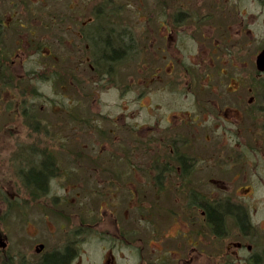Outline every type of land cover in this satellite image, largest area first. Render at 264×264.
<instances>
[{"label": "flooded vegetation", "instance_id": "1", "mask_svg": "<svg viewBox=\"0 0 264 264\" xmlns=\"http://www.w3.org/2000/svg\"><path fill=\"white\" fill-rule=\"evenodd\" d=\"M54 1L62 3L65 0H12L9 2L14 9L0 16V100H6L5 95L9 99L5 106H0V113L6 108L11 109L12 105L9 113L14 115V123H17L18 112L24 117L23 124L33 130L42 127L52 142L65 144V127L61 124L59 131L53 133L56 125L51 122L54 114L62 113L70 124L68 130L78 132L76 141L80 146L92 139L91 142L94 140L102 149L95 154L59 156L37 143L22 150L17 156L20 162L17 175L29 193L46 195L56 179V184H64L60 187H65V192L72 190L74 194H80L75 191L80 183L73 182L72 178L87 172L89 177H94L100 193L97 196L102 198L99 210L104 208L112 214L118 204L105 197H113L116 188L120 187L127 193L140 176L145 178L141 181L145 186L159 193L168 185L182 191L189 187L191 194L197 187L188 179L195 181L193 178L199 173L209 178L210 192L218 189L224 192L228 188L226 178L242 177L246 181L250 177L261 179L264 176V70L257 59L264 49L260 41L254 39L252 29L245 31L243 26H234V23L238 24L234 19L227 24L223 19V23L216 22L212 15L206 27L190 26L186 25L188 22L180 24L185 20L166 16L165 12L161 14L163 21H157L154 26L148 10L145 13L148 15L138 18L142 25L130 22L125 26L114 19L118 11L111 3L100 9L101 0L92 10L83 9L78 0H66L65 14L56 18L52 7ZM180 14L185 17L182 12ZM248 34L259 44L248 41L247 45L254 47L249 60H245V35ZM114 51L119 54L115 56ZM86 81L91 84L79 103L77 101L81 106L79 111L73 110L74 106L68 101L67 105L58 108L53 105L57 100L49 94L52 88L56 92L59 90L62 97L69 91L73 93V87L81 94L84 90L81 84ZM110 90L127 96L125 106L123 102L119 104L121 110L118 113L106 109L107 104L98 94ZM87 95L95 97L92 100L94 106L84 104ZM44 101L46 106L37 105ZM28 110L41 114L38 123V118L30 115ZM46 113L50 117L45 116ZM33 141L30 140V144ZM43 162L48 163L51 170L46 188L40 190L27 184L23 176L31 170L37 171ZM100 173L107 175V179ZM120 177L126 180L118 182ZM244 183L239 190L250 197L254 186ZM144 188L140 186L137 190ZM137 190L130 192L134 202L126 200L124 206L130 211L141 207L145 221L149 222L153 214L150 209L155 206H151L150 201L145 207L143 203L138 205L134 198L139 194L135 193ZM202 203L193 199L186 204L190 210L194 209L186 221L188 227L185 230L190 232L182 231L183 235L177 232L173 236L188 237L187 241L180 238L183 244L178 239L185 255L180 252L179 256H170L169 260L160 255L153 263H194L192 254L197 243L193 237H201L195 232V209L199 207L207 227L206 237L222 239L232 234L237 237L236 241L227 243L226 255L230 253L240 264H264V243L260 242L264 227L262 221L255 222L256 204H234L224 196L216 200L212 196ZM71 205H79L86 211L84 217L91 221L98 216L83 202L73 201ZM160 206L156 205L153 215L157 216L158 222L164 219L169 224L176 219L180 221L178 215L173 218L174 212L169 209L172 207ZM230 206L240 218L230 211ZM210 209L222 216L220 231L215 230L208 218ZM59 229H63V224ZM49 232L54 237L57 230L49 229ZM80 232L72 231L69 235L65 230L62 235L65 238L57 241L55 247L49 244V248L46 239L29 237V244L33 238L32 251L16 250L11 257L15 258L14 264H46V259L54 254H68L57 264H72L76 254L80 257L83 251L73 250L66 237H84ZM19 238L17 241L23 242L24 238ZM0 240H4L1 235ZM6 246L5 242L0 248L3 262ZM238 252L247 255L240 258ZM105 254L110 258L112 251L107 250ZM149 257L143 256L146 260ZM102 261L109 263L106 259Z\"/></svg>", "mask_w": 264, "mask_h": 264}, {"label": "rangeland", "instance_id": "2", "mask_svg": "<svg viewBox=\"0 0 264 264\" xmlns=\"http://www.w3.org/2000/svg\"><path fill=\"white\" fill-rule=\"evenodd\" d=\"M9 1L12 0H0V16H4L14 9L13 4ZM97 1L99 0H78V5L83 4V9L87 8L92 10L97 4ZM101 1L100 3L102 4L100 9H105L102 5L105 6L111 3L113 8L118 11L114 19L125 26H128L130 22H134V25H142L143 23L138 21V18L140 15H148L145 14L147 10L149 11V15H151L149 18L151 25L154 26L158 24L157 21H163L161 14L164 12L166 16H177L185 20L180 24L188 22L186 25L190 26L206 27L211 15V17L215 18L214 20L216 22L223 23V21H221L223 19L226 24L234 19V22L238 23H234V26H243L242 29L245 31L247 29H252L254 39H258L261 47L264 49V0ZM52 7L54 9V16L56 18H62L66 10V0L62 3L54 1ZM180 12H182L185 17L180 14ZM107 18L112 20L110 17ZM250 37V34H248V36L245 35L246 52L243 54L245 60H249L253 53L252 49L254 45H247L248 41H252ZM252 42L256 45L259 44L255 41ZM194 46L195 45H192L191 47ZM200 49L201 48L197 51L199 52ZM248 63L250 64L249 61ZM262 77L264 80V72ZM90 84V81L81 84L82 87L84 86V90L81 91V94L73 87L74 94L72 91H69L66 94L64 93L65 97H62V93L59 92V90L56 92L55 90L53 91L52 88V93L49 94L52 96L53 100H57L54 101L55 104L53 103V105L58 108V106L67 105L68 102H70L71 106H74L73 110L79 111L81 107L78 106L79 99L81 100V95L87 92ZM43 89H46L45 86H43ZM98 94L101 97V101H105L107 104L105 108L113 113H118L121 110L119 104L122 102L125 106V99L127 96H121L119 91L110 90L108 93L101 94L98 92ZM5 98L6 100H0V106H5L6 102H8L9 99L6 95ZM94 99V96L90 98V95H87L84 99V104L87 106L92 105V100ZM18 102L19 99L17 100V104ZM37 105L46 106L47 103L44 101ZM96 105H99V103L96 102ZM10 107L11 109L13 108L12 105ZM8 109L9 108H6L0 113V235L4 238V240H0V248L3 247L5 242L7 245L5 261L3 262V259L0 257V264H14L15 258L11 256H14L13 253L15 254L16 250L19 251L24 249L27 252L32 251L33 238L29 244V237H42L48 241V248L49 244L55 247L58 244L57 241H61L65 238L62 237V235L65 234V230L69 235H72V231H81L80 236H84L66 237V239H70L71 243L69 242V245L73 250L83 251L80 257L76 254L72 264H105V262L102 261L104 259L109 261L108 264H155L153 262L156 261L157 257L160 255H165L167 260L170 259V256H179L180 252L182 255H185L183 246H179V241L183 244V239L187 241L188 237L173 236L175 234L177 235V232H181L182 235L184 234L182 231H185V234L190 232V230H185L188 227L186 221L189 220L188 217L193 213L194 209L190 210V207L186 204L193 199L198 204H203L202 202H206L207 199H212V196L214 200L223 196L228 197L230 202L234 204H256L257 215L255 222L262 221V226L264 227V176H261V179L250 177L247 178L246 181L242 177L235 179L226 178L228 188L224 192L219 189L218 191L210 192L212 184L209 178L199 173L198 177L196 176L197 179L196 177L193 178L195 181H192V178L188 179L192 185H196L197 187L196 192L193 194L189 193V187L186 189V192L168 185L159 193L157 190L145 186L142 183L145 181V178L140 176L138 177L140 181L135 179V186L130 190H126L127 193L123 192L120 187L116 188L117 193L113 197L108 195L105 197V200L118 204L116 210L112 212V214L104 208L99 210L98 204L102 201V198L101 196H97L100 193L97 190V183L94 177H89L87 172H84V174L81 172L82 174L79 173L76 177L72 178L73 182L78 181V183H80L77 190H75L80 194H74L72 190L65 192V187H60L64 184L60 182L56 184V179L53 180V184L50 185V191L46 193V195L29 193L17 175V168L20 163L17 160V156L22 150L29 149L32 147L31 145L38 143V146L43 145L47 151L51 150L54 154L59 156H69L68 154L79 156L100 153V148L102 149V147L99 148L94 140L91 142L92 139L90 141L87 140L88 143L86 145L82 143L83 147L80 146V142L76 141V139H78L76 138L78 132L76 130H68L70 124L67 122V118L65 121L62 113L54 114L51 122L56 125L53 127V133L59 131V126H61V124L65 127V137L67 138L65 144L52 142L49 138L50 136L45 133L42 127L33 130L31 126L23 124L24 117H21L18 112L17 123H14V115L9 113L11 109L7 111ZM19 111H22V108H19ZM28 112L30 115L38 118L37 123L40 121L41 114L36 115L34 112H30V110H28ZM45 116L50 117L47 113ZM32 121L34 120H31V122ZM30 140L34 141L30 144ZM137 152L139 151H135V153ZM138 174L140 175V172ZM102 177L107 179V175L105 174ZM87 178H89L90 182L87 181ZM109 179L112 180V178ZM124 180H126L124 177H120L118 182ZM243 182H245V185L250 184L254 186V193L250 197L248 194L239 190V187H244L242 186ZM187 184L189 186V183ZM140 186H144L145 188L137 190ZM84 188H86V190ZM133 190H137L135 193H139L134 196L138 205L143 203V207H145L147 202L150 201L152 203L151 206H155V208L150 209L153 214L152 217L151 215L148 216L149 219L151 217L149 222L145 221V212H143L141 207H138V210L132 209L130 211V209L124 206L126 200L130 199V201L134 202L130 194ZM154 195L155 197H153ZM73 201L83 202L89 205L94 213H98L97 218L91 221L88 217H84L86 211L80 209L79 205H71ZM156 205H161L160 207L169 205L168 207H172L169 209L174 212L173 218L175 215H178L180 221L178 222L176 219L174 222L172 220L173 222L169 224V222L164 219L158 222L157 216H153L156 211ZM200 209L199 207L195 209L197 211L195 212L197 216L195 221V232L201 237H193V241L196 239L197 243L195 246L196 251L192 254V257H195L193 264H228L229 262H231L229 264H240L235 261V258L230 253L227 255L225 253L227 243L229 241H236L237 237H235L234 234L222 239L206 237L208 233L207 227L203 217L199 214ZM160 211L161 213L164 212L163 209ZM231 211L236 217L240 218L239 213L235 212L233 209ZM105 212H107V214H105ZM94 213L91 216H93ZM166 216L170 219L168 215ZM161 218H164L163 215H161ZM180 223L182 225H180ZM50 224L52 226L49 229L52 232L57 230L54 237L51 236L52 234H50L49 229H47ZM61 224H63V229L60 230L59 226ZM35 231L36 233H34ZM113 235H117V237ZM118 236H123V238H119ZM19 237H21V239L24 238L23 242L17 241V239H20ZM255 238L256 237H253L252 240H255ZM260 239V242L264 243V237H260ZM20 245H22V248H20ZM179 247L180 251H177ZM107 250L112 251L110 258L105 254ZM77 251L75 252L77 253ZM173 252L175 254H173ZM238 253L240 258L247 255L246 253ZM145 255L150 256L147 258L148 260L143 258Z\"/></svg>", "mask_w": 264, "mask_h": 264}, {"label": "trees", "instance_id": "3", "mask_svg": "<svg viewBox=\"0 0 264 264\" xmlns=\"http://www.w3.org/2000/svg\"><path fill=\"white\" fill-rule=\"evenodd\" d=\"M114 54L115 56H117L119 54V51H114ZM50 170H51L50 165L46 162H43L37 171L31 170L29 171L26 177L23 176V180L27 184L35 185L38 189L44 190L46 188V179H47L48 173H50ZM230 209L232 210L231 206H230ZM208 218L214 224L215 230L220 231L221 220H222V216L220 215V212L218 213L216 210L210 209L208 210ZM64 256L54 254L48 257L45 263L46 264H57L65 260L68 257V254Z\"/></svg>", "mask_w": 264, "mask_h": 264}, {"label": "water", "instance_id": "4", "mask_svg": "<svg viewBox=\"0 0 264 264\" xmlns=\"http://www.w3.org/2000/svg\"><path fill=\"white\" fill-rule=\"evenodd\" d=\"M258 65L261 67L262 70H264V51H262L259 55H258Z\"/></svg>", "mask_w": 264, "mask_h": 264}]
</instances>
